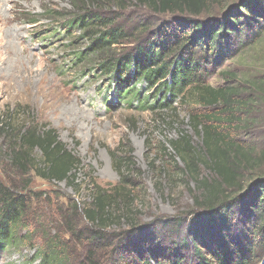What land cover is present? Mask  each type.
Instances as JSON below:
<instances>
[{"label":"trees","instance_id":"trees-1","mask_svg":"<svg viewBox=\"0 0 264 264\" xmlns=\"http://www.w3.org/2000/svg\"><path fill=\"white\" fill-rule=\"evenodd\" d=\"M85 1L92 5L95 2ZM134 1L146 5L152 13L173 16L178 12L182 18L167 22L154 31V35L145 38L143 35L149 31L148 19L136 22L128 31L117 21L116 11L125 10L127 6L120 0H108L106 5L112 14L103 12V8L85 11L89 6H77V17L69 19L66 25L69 29L80 30L88 41L86 51L79 53L77 60L83 58L87 64L86 57L92 58L94 65L98 64L100 70L110 75L118 101L152 109L171 108L179 100L187 102L190 108L189 122L200 134L211 166L208 167L207 157L195 156L181 139L171 144L173 156L183 161L185 171L195 167L194 159L198 158L212 171L213 178H202L200 174L196 178L189 176L200 180L196 201L201 212L193 215L185 236L178 242L172 240L175 259L168 258L167 264H183L184 253L188 251L196 264H251L257 250L264 254V180L256 177L247 195L235 197L236 204L241 203L244 211V224L239 228L236 227L241 221L231 218L229 209L234 203L228 192L234 188L241 190L238 179L262 164L239 142L224 135L221 129L241 122V115L237 114H245L243 110L251 109L248 98L243 97L246 93L244 83L238 82L239 76L229 70L226 63L244 55L249 44H256L263 38L264 0H235L230 6L222 0ZM133 41L138 42L134 52L121 57L112 52L116 45ZM214 74H218L221 83L209 82L208 78ZM250 84L253 87L251 92H262L264 79ZM155 89L156 100L164 91L166 93L158 105L151 106L149 95L145 93ZM166 94L171 99L168 103H165ZM197 109L203 112L197 113ZM11 115L12 112L1 115L0 136L8 141L6 169L19 179L13 183L9 182V177L2 180L0 176V250L32 239L28 227L29 211L37 199V193L31 188L32 175L47 183L64 180L76 186L75 173L81 165L49 124L40 126L33 121H14L12 124ZM132 152L131 148L119 151L118 157L112 153L114 162L117 159L120 175L117 184L105 188L93 183L91 200L83 201L81 205L69 201V196L65 197L69 209L61 206L62 225L54 227L52 234L45 235L46 241L36 249L32 261L38 259L36 264H97L100 255L110 252L106 264H151V258L137 249H132L131 253L128 251L130 254L123 253L126 243L121 239L115 241L126 231L136 232L139 229L136 220L128 221L126 231L121 234L110 232L112 226L126 220L136 201L134 192L138 184L127 176L129 166L136 165L132 161ZM52 192L43 193L50 195ZM180 221L174 224L166 221L161 225H171V230L178 231ZM207 224L216 226L212 234L207 235L209 241L205 240V233L202 234ZM117 228L120 230V225ZM71 244L82 247L86 244L83 259L75 257ZM202 248L207 250L206 255L202 254Z\"/></svg>","mask_w":264,"mask_h":264},{"label":"rangeland","instance_id":"rangeland-1","mask_svg":"<svg viewBox=\"0 0 264 264\" xmlns=\"http://www.w3.org/2000/svg\"><path fill=\"white\" fill-rule=\"evenodd\" d=\"M120 1L127 7L125 10L116 9L119 24L129 31L136 22L147 18L149 31L143 35L145 38L154 35V31L167 22L173 23L182 18L178 12L173 16L162 15L152 13L146 5L134 0ZM233 1L222 0L228 6ZM107 3L108 0H95L93 5L85 0H0V118L2 114L12 112V124L14 121H33L40 126L49 124L58 133L59 140L81 163L75 173L76 186L64 180L47 183L32 175L31 188L37 193V199H34L29 211L28 227L32 239L19 246L1 249L0 264L38 263V259L32 261L36 249L44 245L46 234H52L54 227L62 225L61 206L68 208L65 197L69 196V201L81 205L83 201L91 200L90 188L93 183L109 188L119 182L117 159L115 157L114 162V156L111 157L114 152L118 157L119 151L133 150L132 161L136 165L129 166L132 171L129 170L127 176L138 184L131 214L110 230L121 234V231H126L128 221L132 219L138 222L136 232L126 231L115 238V241L121 239L126 243L123 253L137 249L151 258V264H167L168 258L175 259L172 240L178 242L185 236L191 219L201 212L196 201L200 180L189 176L196 178L200 174L202 178H213V173L208 168L211 161L208 160L209 154L205 151L201 136L189 122L190 108L187 102L176 100L172 109L161 106L141 109L133 102L125 105L116 98V86L111 84L110 75L100 70L98 64L94 65L92 58L86 57L87 64L83 58L77 60L79 53L86 51L88 41L80 30L69 29L66 22L77 17V6H89L85 11L103 8V12L112 14ZM137 43L116 45L112 52L116 57L124 56L134 52ZM249 45L244 55L226 64L229 70L237 73L238 82L244 83L246 93H243V97L248 98L251 109L243 108L246 113L237 114L241 115V122L221 129L224 135L239 142L262 164L238 179L241 190L234 188L228 192L234 203L229 209L233 216L231 218L241 221L236 228L244 224V211L241 210V203L236 204L235 197L247 195L256 177L264 180V85L262 92L253 93L250 84L264 79V36L261 41ZM217 76L211 75L209 82L221 83ZM165 93L157 100V89L145 95H149V104L156 106ZM166 97L165 103H168L171 99L168 94ZM128 98H131L130 94ZM196 111L203 112L201 109ZM176 139L187 143L188 149L200 159L207 157L208 167L194 156L195 167L185 171L183 161L173 156L171 144ZM7 142L6 138L0 136V176L2 180L7 176L9 182L15 183L19 176L10 174L11 170L6 169ZM123 170L126 171L125 168ZM50 190H53L50 195L43 193ZM180 219L178 231L171 230V225H161L166 221L174 224ZM215 227L207 224L202 234H212ZM205 240L209 241L210 236ZM70 246L75 257L83 259L86 244H83L84 247L76 244ZM206 252L202 248V254L206 255ZM187 253H184L183 264H196L191 252ZM109 254L100 255L97 264H106ZM255 254L251 264H262L263 251L257 250Z\"/></svg>","mask_w":264,"mask_h":264}]
</instances>
